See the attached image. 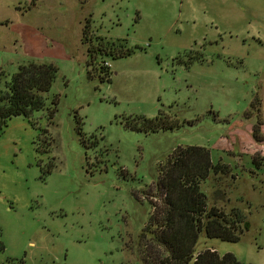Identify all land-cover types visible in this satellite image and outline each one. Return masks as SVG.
I'll return each instance as SVG.
<instances>
[{"label":"rangeland","instance_id":"374dc122","mask_svg":"<svg viewBox=\"0 0 264 264\" xmlns=\"http://www.w3.org/2000/svg\"><path fill=\"white\" fill-rule=\"evenodd\" d=\"M89 44L130 53L96 51L101 79ZM31 61L56 76L44 108L0 133V263L142 264L160 170L194 146L226 167L201 185L207 207L248 222L236 243L201 233L195 254L264 264V140L251 137L256 116L264 136V0H0L6 80ZM158 114L173 127H126Z\"/></svg>","mask_w":264,"mask_h":264},{"label":"trees","instance_id":"16d2710c","mask_svg":"<svg viewBox=\"0 0 264 264\" xmlns=\"http://www.w3.org/2000/svg\"><path fill=\"white\" fill-rule=\"evenodd\" d=\"M88 26L82 30V39L88 43ZM105 52L116 56L129 54L130 50L120 51L109 45L94 47L88 45L87 54L90 74L99 73L100 78H108L106 65L97 70L94 53ZM56 76L52 64L28 62L19 65L17 71L6 80L0 67V133L12 117L31 115L45 106V94ZM260 100L254 99L249 119L253 112L259 113ZM54 110L49 112L52 115ZM130 130L149 133L160 129H171L168 117L158 114L154 118L137 117L126 123ZM262 122L256 116L251 127V137L262 143ZM264 160V159H262ZM253 163L259 165L256 157ZM226 167L213 164L209 151L203 147L189 146L177 148L162 166L155 183L159 204H151L147 223L140 234L139 258L142 264H241L231 253L217 254L212 249H204L195 254L199 235L204 233L208 239H219L236 243L248 229V222L242 212L232 209L225 213L222 209L207 207L205 193L201 185L210 174H224ZM0 264H25L23 260L10 259Z\"/></svg>","mask_w":264,"mask_h":264}]
</instances>
